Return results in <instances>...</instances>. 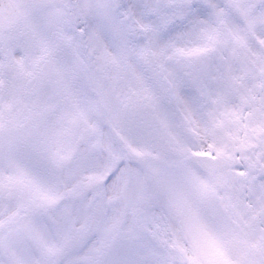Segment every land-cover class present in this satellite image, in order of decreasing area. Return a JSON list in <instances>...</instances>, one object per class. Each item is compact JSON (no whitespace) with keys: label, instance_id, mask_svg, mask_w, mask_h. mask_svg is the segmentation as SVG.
<instances>
[{"label":"snow or ice","instance_id":"6c2138e0","mask_svg":"<svg viewBox=\"0 0 264 264\" xmlns=\"http://www.w3.org/2000/svg\"><path fill=\"white\" fill-rule=\"evenodd\" d=\"M0 264H264V0H0Z\"/></svg>","mask_w":264,"mask_h":264}]
</instances>
